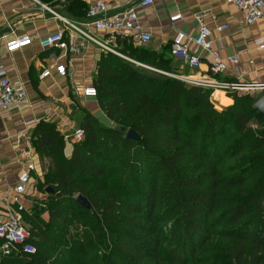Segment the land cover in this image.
<instances>
[{
  "label": "trees",
  "instance_id": "trees-1",
  "mask_svg": "<svg viewBox=\"0 0 264 264\" xmlns=\"http://www.w3.org/2000/svg\"><path fill=\"white\" fill-rule=\"evenodd\" d=\"M117 51L128 60L102 54L93 82L111 127L83 111L84 138L69 157L55 122L30 132L48 159L36 188L51 191L45 228L28 229L36 251L20 264H264L257 100L231 92L233 103L218 109L210 90L174 77L170 45L123 40ZM128 130L140 140L125 139Z\"/></svg>",
  "mask_w": 264,
  "mask_h": 264
},
{
  "label": "crops",
  "instance_id": "crops-1",
  "mask_svg": "<svg viewBox=\"0 0 264 264\" xmlns=\"http://www.w3.org/2000/svg\"><path fill=\"white\" fill-rule=\"evenodd\" d=\"M82 3L84 9L78 7ZM96 0H0V68L5 69L10 83L27 94L24 105H15L0 112V217L12 215L26 229L41 231L45 228L48 213L44 206L47 193L37 190L36 185L47 171L48 159L35 153L30 132L40 121L57 124L61 134L77 128L83 111L96 119L101 116L112 124L100 110L96 99L84 98V88L93 87L97 75V63L103 53L99 46L84 39L79 32L67 29L64 21L77 26L93 39L103 40L104 33L87 26L86 11ZM110 11L135 8L142 31L149 32L151 41L146 46L154 50L168 48L178 32L185 35L184 43L189 51L200 59L198 69H192L173 59L177 79L194 74L204 75L213 57L224 61L228 70L216 75V80L226 83H264V50L258 43L264 38V20L244 25L242 14L225 0H153L151 5L136 7L141 0H100ZM70 8L68 10L67 8ZM201 14L211 30V52L201 50L193 43L198 32L194 16ZM180 15L176 21L171 17ZM227 25L224 31L217 27ZM62 31L65 47L42 49L39 40ZM28 36L30 45L8 52L6 43ZM85 45L79 53L70 46ZM118 48V45H117ZM238 58L237 67L228 61ZM134 63V62H131ZM146 68L142 64H138ZM45 71L47 77H41ZM179 77V78H178ZM259 94L256 91L252 94ZM238 94H241L238 92ZM212 101L219 109L233 101L228 92L216 90ZM66 144V143H65ZM69 146L65 155L69 157ZM32 162L34 170L26 190L18 202L11 201L17 185V177L24 164ZM22 210H19V207ZM3 241L0 239V247ZM22 256V255H21ZM1 257L0 263L20 264L21 257ZM10 258L11 261H7Z\"/></svg>",
  "mask_w": 264,
  "mask_h": 264
},
{
  "label": "built area",
  "instance_id": "built-area-1",
  "mask_svg": "<svg viewBox=\"0 0 264 264\" xmlns=\"http://www.w3.org/2000/svg\"><path fill=\"white\" fill-rule=\"evenodd\" d=\"M227 3L234 5L242 14V22L244 25H252L257 21L264 20V0H225ZM153 0H141L136 4V7H146L151 5ZM87 26H91L95 31L104 33L103 40L93 39L86 32L80 30L77 26L71 25L67 21L64 24L67 29H74L80 33V35L86 39L96 43L103 53H110L120 56L117 51V45L119 41H127L133 46H146L151 41V35L149 32L142 31L135 8L122 9L110 11L108 6L100 1L96 0L91 3L86 11ZM180 18V15L171 17V21H176ZM194 20L198 25V32L193 39V43L201 50L211 52V43L209 37L211 30L203 21L202 15L197 14L194 16ZM228 28L227 25L217 27V31L221 32ZM185 35L178 32L172 39L170 44V54L174 60L181 62L184 65H188L192 69H198L200 66V59L197 55L192 54L187 45L184 43ZM31 38L28 36L15 38L6 43V50L8 52L17 51L23 47L30 45ZM39 46L42 49H48L51 47H65L64 34L62 31H58L39 40ZM258 48L264 50V38L259 41ZM85 49V45L82 43L78 47L70 46L72 52L79 53ZM122 57V56H120ZM128 60L125 57H122ZM228 61L233 67H237L239 60L235 56H230ZM228 70L227 64L213 57L205 74H194L188 77L179 78L188 85L201 87L213 93L216 90L231 92H240L241 94H250L256 91L264 92V83H226L216 80L215 76L223 74ZM48 71L41 74V77H47ZM177 78V77H176ZM84 98L96 99L97 92L94 87L84 88L82 91ZM27 101V94L23 90L15 88L9 81L5 69L0 68V112L8 110L15 105H24ZM84 138V132L81 128H74L72 131L64 134L65 143H76ZM34 170L32 162L24 164V168L18 174L17 185L14 189V193L11 197V201L18 202L21 195L26 190V184L30 179V172ZM22 210V207H19ZM0 239L3 241V245L0 247L1 257H17L24 254H34L36 249L29 242L30 233L28 229L22 226L15 217L7 215L6 217H0Z\"/></svg>",
  "mask_w": 264,
  "mask_h": 264
},
{
  "label": "water",
  "instance_id": "water-1",
  "mask_svg": "<svg viewBox=\"0 0 264 264\" xmlns=\"http://www.w3.org/2000/svg\"><path fill=\"white\" fill-rule=\"evenodd\" d=\"M254 108L259 112V114L264 116V95L257 100V102L254 105ZM125 139L132 140V141H139L140 137L133 130H128L125 133ZM50 191L51 190L49 188L45 189V193H49ZM76 201L87 211H91L90 204L81 195L76 197Z\"/></svg>",
  "mask_w": 264,
  "mask_h": 264
},
{
  "label": "rangeland",
  "instance_id": "rangeland-1",
  "mask_svg": "<svg viewBox=\"0 0 264 264\" xmlns=\"http://www.w3.org/2000/svg\"><path fill=\"white\" fill-rule=\"evenodd\" d=\"M264 95V92H261V93H259V94H252L251 96L255 99V100H258L260 97H262ZM212 98V97H211ZM97 117V119H98V121L102 124V125H104V126H106V127H111L112 126V124H110L108 121H106L104 118H102L101 116H96ZM67 146H69V150L70 151H72V144H70V143H67ZM7 261H11V259L10 258H7Z\"/></svg>",
  "mask_w": 264,
  "mask_h": 264
}]
</instances>
